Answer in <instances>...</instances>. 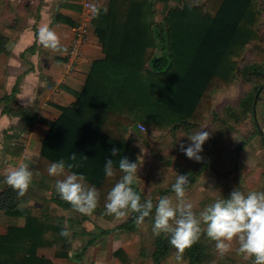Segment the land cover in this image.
Listing matches in <instances>:
<instances>
[{"label": "trees", "instance_id": "16d2710c", "mask_svg": "<svg viewBox=\"0 0 264 264\" xmlns=\"http://www.w3.org/2000/svg\"><path fill=\"white\" fill-rule=\"evenodd\" d=\"M156 1L111 0L107 14L101 9L98 16L94 15L104 56L93 62L76 100L61 108L44 138L38 160L37 169L56 181L71 172L83 174L87 184L100 192L94 212L104 219L114 216L105 214V204L107 193L124 175L119 160L123 156L137 162L134 141L148 139L146 128L188 130L210 113L214 92L229 88L238 75L245 81L264 77V58L249 57L245 64L240 61L247 47L261 40L264 0L261 6L259 0H181L182 4L164 9L161 19L157 18ZM2 38L0 35V52L5 48ZM13 93L7 98H15ZM253 100L254 91L243 95L237 110H232L237 120L239 114L252 110ZM24 113L28 118L30 114ZM140 123L145 124L143 131ZM113 147L121 150L118 156L111 154ZM73 153L75 162L69 160ZM107 158L114 160L112 177L105 175ZM62 159L66 164L82 166L66 168L61 176H49L48 166ZM203 167L205 164L198 171L181 167L180 171L191 183ZM171 185L161 188L160 195L174 193ZM135 188L142 200L154 198V194L141 191L138 183ZM2 198L0 207L7 211L18 204V194L11 187ZM56 200L64 208L72 207L59 197ZM24 212L27 224L11 227L0 236V252L8 254L0 264H53L38 256L37 248L69 241L72 234L60 235L65 223L89 217L67 218L54 208L42 211L32 207ZM135 216L130 213L119 228H136ZM67 227L70 230L71 224ZM110 230H101L87 246ZM155 246L154 260L159 262L171 247L169 237L157 236ZM117 253L125 251L120 248ZM209 253L207 243L201 241L185 251L189 264H199Z\"/></svg>", "mask_w": 264, "mask_h": 264}, {"label": "rangeland", "instance_id": "374dc122", "mask_svg": "<svg viewBox=\"0 0 264 264\" xmlns=\"http://www.w3.org/2000/svg\"><path fill=\"white\" fill-rule=\"evenodd\" d=\"M176 4H182V1L157 0V18L161 19L164 9ZM259 5H262L261 0ZM37 9H41V0H0V35L5 34L7 38L6 34L9 36L13 34L11 38H15L17 31L37 22ZM262 16L261 40L247 47L240 58L242 64H245L249 57L264 58V13ZM250 91H254L253 108L249 112L239 114L237 120L232 110L235 108L237 110L240 99ZM213 98L215 103L210 113L203 121L194 123L188 130L146 128L148 139L139 138L134 141L137 156L144 160L138 171V184L144 193L154 194L152 198L154 205L162 197L159 190L175 182L176 177L181 174V167L198 171L203 164L205 167L196 179L191 181L186 192V200L193 203L197 213L217 198H229L237 187L245 193L264 191V77L262 79L253 77L250 81H245L238 75L229 88L214 92ZM202 126H206L203 130L209 131L211 136L204 143L203 152L200 153L202 161L197 162L189 159L181 151L180 145L187 147L191 143L187 135L200 130ZM164 196L176 201L175 193ZM57 206L61 207L58 209L59 214L67 218L80 220L84 216L72 207ZM88 216V219L77 221L81 227L75 224L76 227L88 232L85 238L79 239L78 244L81 248L91 236L94 238L101 230L111 229L108 233L96 236L103 242L102 246L108 249L106 262L113 257V250L122 246L128 250V264H189L185 253L181 261L176 260L177 253L172 246L159 262H155L157 236L152 231L154 210L140 227L129 230L121 229L119 226L130 214L121 219L115 216L104 219L96 212ZM199 241L207 243L210 251L208 257L199 264H251V260L245 261L238 253L236 241L232 242V250L224 256L218 253L215 241L209 239L206 234H202Z\"/></svg>", "mask_w": 264, "mask_h": 264}, {"label": "crops", "instance_id": "0c3cea01", "mask_svg": "<svg viewBox=\"0 0 264 264\" xmlns=\"http://www.w3.org/2000/svg\"><path fill=\"white\" fill-rule=\"evenodd\" d=\"M85 1L41 0L37 22L17 31L15 38H11L13 34H6L7 38L1 34L4 36L2 40L6 41L0 52V99L3 98L0 102V199L10 187L5 182L7 169L23 160L34 175L28 192L19 197L14 210L0 207V236L6 235L11 227H24L27 224L24 211L28 208L36 207L42 211L54 208L58 212L61 208L56 200L59 197L55 189L57 181L38 171L37 165L44 138L60 116L61 108L76 100V92L82 89L93 62L104 56L93 19L84 33L88 42L83 47V54L71 59V45L80 35L77 29L82 21ZM89 1L100 9H108L111 5V0ZM44 26L58 34L67 52L46 49L39 42V29ZM12 93L15 98H7ZM24 112L30 114L28 118ZM32 116L33 121L29 122ZM76 223L67 222V225L71 224L69 241L40 245L36 254L50 259L53 264L129 263L128 250L122 246L115 248L113 257L106 262L105 256L109 253L102 241L97 238L87 246L93 236L80 248L79 239L85 238L88 232L76 227ZM120 248L125 254L117 253ZM5 255L8 254L0 252V262L5 261Z\"/></svg>", "mask_w": 264, "mask_h": 264}, {"label": "clouds", "instance_id": "9594fccd", "mask_svg": "<svg viewBox=\"0 0 264 264\" xmlns=\"http://www.w3.org/2000/svg\"><path fill=\"white\" fill-rule=\"evenodd\" d=\"M91 11L98 16L101 9L93 4ZM107 11L106 7L103 8L105 14ZM38 38L46 49L67 52L58 34L48 26L39 29ZM205 127L202 126L200 130L187 135L191 141L187 147L180 145L181 151L189 159L197 162L202 161L200 153L203 152L204 143L211 136L209 131L203 130ZM143 130L141 126V131ZM110 151L113 156H118L121 150L113 147ZM76 159L75 153L69 157L73 162ZM143 163L141 156L137 162H131L123 156L120 158L119 170L124 175L107 193L105 214L121 219L135 213V224L140 227L154 210L152 231L156 236L163 233L169 237V244L176 250L177 261H181L186 249L196 244L202 234H206L209 239L215 241V248L221 256L230 252L232 242L236 241L237 251L245 261L251 260V264H264V191L245 193L237 187L229 198H217L197 213L193 203L186 200V192L190 185L189 176L179 174L171 185L176 201L168 196H162L154 205L150 197L142 200L141 193L135 188L138 183V171ZM80 166L82 165L77 163L66 164L62 159L51 163L47 173L53 177L61 176L65 174L66 168ZM104 171L107 177L115 175L113 159H106ZM33 175L29 165L21 160L6 170L5 182L17 192L18 197H23L33 182ZM55 189L60 199L68 202L82 215H92L98 206L100 192L94 185L87 184L83 174L71 172L64 175L63 179L57 180ZM60 235L63 237L71 235L67 224Z\"/></svg>", "mask_w": 264, "mask_h": 264}, {"label": "built area", "instance_id": "2783aa9c", "mask_svg": "<svg viewBox=\"0 0 264 264\" xmlns=\"http://www.w3.org/2000/svg\"><path fill=\"white\" fill-rule=\"evenodd\" d=\"M91 5L92 3L89 0H86L84 2L85 10L83 13L82 21L78 24V29L80 32V35L75 38L71 45V59H77L80 55L83 54V47L88 42L87 36L85 33V30L88 25L92 24L94 14L91 11ZM145 129V124L140 123L139 127Z\"/></svg>", "mask_w": 264, "mask_h": 264}]
</instances>
